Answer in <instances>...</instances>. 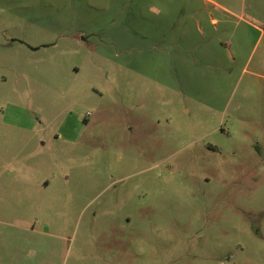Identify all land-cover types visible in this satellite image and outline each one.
Returning <instances> with one entry per match:
<instances>
[{"label": "rangeland", "instance_id": "1", "mask_svg": "<svg viewBox=\"0 0 264 264\" xmlns=\"http://www.w3.org/2000/svg\"><path fill=\"white\" fill-rule=\"evenodd\" d=\"M242 2L260 29L233 18L187 67L173 0H0V264H264V0Z\"/></svg>", "mask_w": 264, "mask_h": 264}, {"label": "crops", "instance_id": "2", "mask_svg": "<svg viewBox=\"0 0 264 264\" xmlns=\"http://www.w3.org/2000/svg\"><path fill=\"white\" fill-rule=\"evenodd\" d=\"M249 12L242 0H235L233 5L219 0H173L175 59L189 61L191 66H186L192 67L193 57L214 61L220 55H226L227 45L230 47L232 41L218 39L220 27L223 28L226 23L237 18L236 25L242 23L245 29L250 25L259 30L260 26L256 22L262 21V12L259 15ZM175 46L178 47L177 50Z\"/></svg>", "mask_w": 264, "mask_h": 264}]
</instances>
